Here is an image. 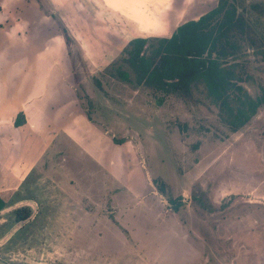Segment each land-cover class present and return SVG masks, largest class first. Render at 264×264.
Segmentation results:
<instances>
[{"label":"rangeland","instance_id":"rangeland-1","mask_svg":"<svg viewBox=\"0 0 264 264\" xmlns=\"http://www.w3.org/2000/svg\"><path fill=\"white\" fill-rule=\"evenodd\" d=\"M37 1L54 8L52 0ZM69 1L79 10L76 28L46 34L44 49L58 35L72 90L94 100L78 97V104L120 164H92L76 142L62 148L64 162L44 153L24 175L30 191L17 188L0 210V264H264V104L232 132L201 83L185 100L137 84L122 61L132 38L168 36L218 0H123L119 11L110 0L103 11L92 0ZM233 2L259 40L256 48L244 42L236 60L239 83L255 97L264 90V13L253 5L264 8V0ZM27 43L30 53L41 51L40 40ZM158 177L165 193L153 182ZM170 198L181 202L177 211Z\"/></svg>","mask_w":264,"mask_h":264},{"label":"crops","instance_id":"crops-1","mask_svg":"<svg viewBox=\"0 0 264 264\" xmlns=\"http://www.w3.org/2000/svg\"><path fill=\"white\" fill-rule=\"evenodd\" d=\"M92 1L97 4L96 10L107 9V0ZM110 1L111 7L121 9L119 3L123 0ZM52 2L53 9L43 3L40 7L37 0L33 3L23 0L0 2V197L5 206L10 195L19 190L17 188L30 191L24 175L36 168L42 158L44 161L46 154L53 162L60 157L58 163L64 162L61 151L67 143H74L76 148V142L87 160L106 170L110 164H120V155L114 156L116 163L110 161L108 148L104 149L103 143L96 141L94 136L102 132L86 119L88 115L78 104L77 92L72 90L77 84L70 82L74 77L69 69L70 56L62 51L58 35L49 39L51 48L44 49L46 34H54L62 25L76 28V12L79 11L67 8L69 0ZM125 7L122 3V9ZM127 8L134 10L130 6ZM47 9L52 14L47 13ZM65 33L63 31V36ZM29 40L33 43L40 40L41 51L30 53ZM84 92L93 102L92 95L87 90ZM87 133L91 135H85ZM4 187L9 191L3 196L1 189ZM118 202L120 200L116 205Z\"/></svg>","mask_w":264,"mask_h":264},{"label":"trees","instance_id":"trees-1","mask_svg":"<svg viewBox=\"0 0 264 264\" xmlns=\"http://www.w3.org/2000/svg\"><path fill=\"white\" fill-rule=\"evenodd\" d=\"M253 7L264 13L260 4ZM243 18L233 0H218L215 7L196 19L180 23L168 36L132 38L122 61L133 72L137 84L172 92L185 100L191 99V87L196 88L201 83L207 89V96L220 105L223 122L236 132L264 104L263 88L260 95L252 97L239 83L243 66L236 60L242 52V44L247 42L256 48L259 41L252 26ZM237 68L242 71L236 73ZM120 77H125L123 72ZM78 97L84 104L90 103L84 90L82 94L78 92ZM232 100L237 105L233 106ZM86 113L90 117V113ZM115 141L120 143V140ZM153 182L165 193L161 178H154ZM169 201L177 211L181 202L177 198ZM4 206L0 197V210ZM26 214H22L21 209L16 210L18 219H24Z\"/></svg>","mask_w":264,"mask_h":264},{"label":"water","instance_id":"water-1","mask_svg":"<svg viewBox=\"0 0 264 264\" xmlns=\"http://www.w3.org/2000/svg\"><path fill=\"white\" fill-rule=\"evenodd\" d=\"M22 203H23V202L16 203V204L12 205L11 208H13V207H14V208L19 207V206L23 205ZM24 204L31 206V204H29V203H24ZM0 241H1V240H0ZM2 241H4V240H2Z\"/></svg>","mask_w":264,"mask_h":264},{"label":"bare ground","instance_id":"bare-ground-1","mask_svg":"<svg viewBox=\"0 0 264 264\" xmlns=\"http://www.w3.org/2000/svg\"><path fill=\"white\" fill-rule=\"evenodd\" d=\"M179 10V9H178ZM177 11V10H176ZM185 15V14H184ZM180 17V16H179Z\"/></svg>","mask_w":264,"mask_h":264}]
</instances>
